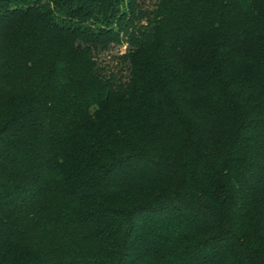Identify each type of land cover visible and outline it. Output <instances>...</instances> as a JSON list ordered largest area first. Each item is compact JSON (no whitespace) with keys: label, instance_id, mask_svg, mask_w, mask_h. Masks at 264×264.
I'll return each instance as SVG.
<instances>
[{"label":"trees","instance_id":"1","mask_svg":"<svg viewBox=\"0 0 264 264\" xmlns=\"http://www.w3.org/2000/svg\"><path fill=\"white\" fill-rule=\"evenodd\" d=\"M0 264H264V0H0Z\"/></svg>","mask_w":264,"mask_h":264},{"label":"rangeland","instance_id":"2","mask_svg":"<svg viewBox=\"0 0 264 264\" xmlns=\"http://www.w3.org/2000/svg\"><path fill=\"white\" fill-rule=\"evenodd\" d=\"M123 50H125V46H123V45L121 47L120 46L113 47L110 52L101 53L100 54V60L104 64L115 65L116 60H115L114 56L117 55L118 53L122 52Z\"/></svg>","mask_w":264,"mask_h":264}]
</instances>
